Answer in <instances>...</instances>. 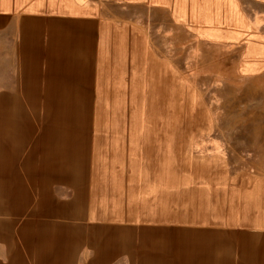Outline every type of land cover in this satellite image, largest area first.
<instances>
[{
	"label": "crops",
	"instance_id": "obj_1",
	"mask_svg": "<svg viewBox=\"0 0 264 264\" xmlns=\"http://www.w3.org/2000/svg\"><path fill=\"white\" fill-rule=\"evenodd\" d=\"M186 31L209 74L220 47L264 79V0H0V264H264V171L216 122L168 120Z\"/></svg>",
	"mask_w": 264,
	"mask_h": 264
},
{
	"label": "rangeland",
	"instance_id": "obj_2",
	"mask_svg": "<svg viewBox=\"0 0 264 264\" xmlns=\"http://www.w3.org/2000/svg\"><path fill=\"white\" fill-rule=\"evenodd\" d=\"M213 23H216V27L223 24L208 20L199 25L197 30V26L186 22L187 27L196 32L216 28L211 27ZM185 45V107L183 113L169 114L168 120L216 122L217 132L229 140L233 152L248 154L252 168L264 171V79L238 75L231 52L220 47L217 49L215 70L209 74L205 66L207 58L199 55V49L187 31ZM188 52L194 53L195 58H188ZM29 116L32 121H44L43 115L33 113ZM142 116L137 114L132 118L141 120ZM88 120L89 114L82 113L81 103L75 101L71 112L69 105L63 103L56 115L60 137L67 144L70 142L68 128L74 127L73 155L78 154L73 158L74 180L79 176L81 166L80 133L83 123ZM251 160L254 162L251 163Z\"/></svg>",
	"mask_w": 264,
	"mask_h": 264
}]
</instances>
